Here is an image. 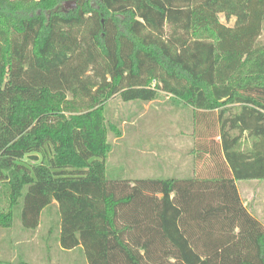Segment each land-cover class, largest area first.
Masks as SVG:
<instances>
[{
  "label": "trees",
  "instance_id": "1",
  "mask_svg": "<svg viewBox=\"0 0 264 264\" xmlns=\"http://www.w3.org/2000/svg\"><path fill=\"white\" fill-rule=\"evenodd\" d=\"M67 1L0 0V223L21 206L34 230L56 203L59 245L88 264H264V224L236 185L264 180V0ZM161 91L212 129L192 150L204 171L107 177L105 104ZM47 145L50 158L21 162Z\"/></svg>",
  "mask_w": 264,
  "mask_h": 264
},
{
  "label": "rangeland",
  "instance_id": "2",
  "mask_svg": "<svg viewBox=\"0 0 264 264\" xmlns=\"http://www.w3.org/2000/svg\"><path fill=\"white\" fill-rule=\"evenodd\" d=\"M219 18L227 25L235 23L234 18L226 19L224 13H220ZM166 29L169 32V26ZM259 43H264V23ZM159 94L150 102L124 101L116 95L105 104V124L111 144L106 159L107 177L166 178L187 175L193 167L201 171L208 163L209 159L204 161L192 151L203 141L198 132L204 130L207 134L210 130L203 119L196 125L191 106L166 92ZM241 112L240 105L231 106L224 118L231 120ZM218 117L219 114L215 113L210 119L219 122L221 116ZM246 119L250 129H259L254 119ZM228 131L232 135L240 133L239 128ZM214 139L221 140L216 136ZM253 140L249 130L242 133L243 148H251ZM52 154V147L47 145L43 152L26 156L21 162L32 167ZM251 180L240 181L239 187L248 208L264 224V180ZM3 200L0 210L7 213L9 201ZM20 211L21 206L16 208L10 226L0 223V264H88L80 248L65 250L59 245V208L56 203L44 209L40 225L34 230L22 227Z\"/></svg>",
  "mask_w": 264,
  "mask_h": 264
},
{
  "label": "crops",
  "instance_id": "3",
  "mask_svg": "<svg viewBox=\"0 0 264 264\" xmlns=\"http://www.w3.org/2000/svg\"><path fill=\"white\" fill-rule=\"evenodd\" d=\"M232 18H234V20H236L235 19V17H232ZM234 25V24H233ZM233 25H229V26H233ZM202 171H204V168L202 169ZM198 172H200L196 167H193L191 170H190V173L189 174H187V175H190V176H195ZM180 176H184V175H180ZM252 178H249V179H245V180H237L236 181V185H237V188H238V191H239V194H240V197H241V199H242V202H243V204L248 208V203L243 199L244 197H243V193H242V191H241V189H240V187H239V182L240 181H253V180H251ZM254 179V178H253ZM248 210H249V212H251L258 220H260L259 219V217L256 215V214H254L249 208H248Z\"/></svg>",
  "mask_w": 264,
  "mask_h": 264
},
{
  "label": "water",
  "instance_id": "4",
  "mask_svg": "<svg viewBox=\"0 0 264 264\" xmlns=\"http://www.w3.org/2000/svg\"><path fill=\"white\" fill-rule=\"evenodd\" d=\"M76 5V0H68L65 4L67 8L74 7Z\"/></svg>",
  "mask_w": 264,
  "mask_h": 264
}]
</instances>
